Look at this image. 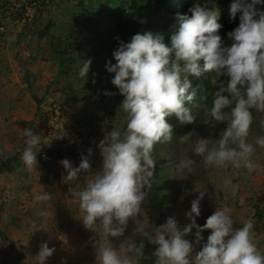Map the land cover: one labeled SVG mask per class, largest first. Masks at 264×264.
Masks as SVG:
<instances>
[{"label":"clouds","instance_id":"1","mask_svg":"<svg viewBox=\"0 0 264 264\" xmlns=\"http://www.w3.org/2000/svg\"><path fill=\"white\" fill-rule=\"evenodd\" d=\"M261 6L264 0L231 3V20L240 15L238 27L227 33L232 40L227 47L217 34L223 27L219 23L221 9L199 4L189 9L191 15L180 14L177 3L174 5L175 19L171 23L176 21V25L170 46L162 35L151 31L133 35L128 43L120 41L113 53L116 63L109 61L106 67L109 73H115L112 84L124 97L119 109L124 118L120 125L116 119L104 121L113 126L111 131H105L98 144L102 167L92 171V148L87 155L81 154L78 166L67 158L59 162L65 173L62 182L69 185L71 203L76 206L75 218L94 233L90 243L96 264H142L143 260L153 257L154 264H264V252L256 242L251 218L236 227L234 209L224 204L202 226L197 223L201 201L207 192L197 182L194 191L199 193L198 198L191 201L190 210L184 213L190 223L181 225L175 216H169L166 223L156 226L149 222L142 208L153 188L155 147L173 140V125L166 118L175 116L180 125L196 122L198 112L194 113L193 108L200 104L195 102L197 90L190 76L199 78L205 73H214L213 103L206 108L205 115L218 123L227 122V127L220 132L218 140H194V131L179 136L181 145L193 140L194 143H191L192 155L182 154L178 159L176 173L182 178L195 175L196 160L192 156L199 157L206 169L231 168L233 177L244 175L241 170L249 175L264 172L254 160L256 146L264 149V136L249 141L253 111L264 114V10ZM171 19L164 16L166 22ZM91 63L88 59L80 65L81 79L86 78ZM186 102L192 107H187ZM55 127L60 131L54 137L67 135L63 131L64 122ZM260 127L264 130V118L260 119ZM22 136L21 160L32 171L38 163L41 136L35 135L31 128L24 129ZM82 173L86 175L81 187ZM222 183L223 189L236 198L240 183H234L227 176ZM51 200L47 191L34 196V202L43 205L38 215L45 222L53 217ZM130 221L134 224L132 233L117 247L110 238L123 237ZM193 229H196L194 242L186 238ZM206 230L210 234L204 242L202 233ZM134 237L156 246L154 252L146 255L143 239L137 243ZM198 246L200 250L194 253ZM55 251L47 242L42 243L34 264H46ZM62 264L67 261L63 260Z\"/></svg>","mask_w":264,"mask_h":264},{"label":"rangeland","instance_id":"2","mask_svg":"<svg viewBox=\"0 0 264 264\" xmlns=\"http://www.w3.org/2000/svg\"><path fill=\"white\" fill-rule=\"evenodd\" d=\"M74 3V0H50L46 8H43L41 12L38 10L37 18L35 17L32 21L28 20L24 13L13 16L11 23L6 25L5 32H7V36L12 37L14 46L9 47L7 40L0 39V150L3 153L0 158L3 159L19 152L18 149L23 143L22 132L24 129L31 128L35 135L41 136L39 145L41 150L37 153L38 163L34 170L27 169L21 160L22 152H20V161L15 165V168L0 176V227L9 232L15 247L14 250H11L9 258L15 260H10L9 264H23L22 261L25 259L34 261L37 256V248L32 241L37 240V230L41 228L43 231L46 229L43 234V237L47 238L45 242L56 243L60 250L74 247L73 239L83 238L85 240L83 246L86 250L82 251L80 248V258L96 261L94 249L90 243V237L94 233L85 229L82 221L75 218L76 206L71 203L69 185L62 182V174L65 173L59 162L67 158L74 166H78L81 154L87 155L88 149L92 148L93 155L90 157L92 171L100 170L102 156L98 144L104 138L105 131H111L113 126H107L104 121L117 117L121 120H117L116 123L122 124L124 113L119 109L124 97H118L115 90L108 89L112 80L100 72L102 69L96 70L95 74L91 76L92 78L96 76L101 80L100 85L102 86H98L97 93L88 92L85 85L86 79L74 77L75 79L71 82L69 79L62 78L58 72L64 47L70 43L64 35L68 33L65 27L74 14L73 10L70 12L68 9H73ZM60 37L61 43L59 42ZM72 43L73 49H75L77 41ZM56 45L61 50L57 49ZM106 92H110L112 95H105ZM33 94L44 97L40 109ZM113 103L117 105V116L110 115ZM254 113L255 111H253ZM57 116L59 123L64 122L65 131L71 129L69 138H58L57 141L53 138V121ZM263 117L264 114L259 118ZM70 141L74 142L70 143ZM187 151H191L190 145H187ZM44 153L46 157H43ZM254 160L261 168H264V150L255 156ZM231 171L233 172L230 168L229 172ZM241 171L245 173L241 176L249 175L246 170ZM219 172L216 173L212 170L211 179L215 188L219 187L224 190L222 178L219 175L221 171ZM85 175L81 174V187ZM32 177H34V181L30 180ZM44 177L51 179L52 182L46 179L44 181ZM250 177V180L248 178L244 180L241 185L243 190L237 194L236 198H232L225 190L222 203L220 197H216L210 214L212 215L218 206L228 204L234 209L233 218L236 221V227H240V222L244 219L251 218L255 224L256 242L260 248H263L260 250L264 251V217L257 220L255 215V203H260L259 205L264 208V172H253ZM199 180L200 177L197 178L198 185L201 188H207L204 198L212 200L209 184L204 183L203 185ZM28 181H31V185L36 186L37 194L47 191L52 197L50 202L53 204V208L50 211L53 213V217H50L47 222L38 215L43 205L35 203L33 195L26 196L24 194L25 190L26 193L32 191L31 188L24 185ZM185 182L183 178L181 184ZM198 195L199 193L194 191V188L189 192L184 189L178 193L173 216L179 223L182 222V225L190 223L184 215L191 208V200H187L186 196L196 199ZM246 196L250 200H247ZM142 208L147 213L149 222L156 226L166 223L167 218L172 216L166 209L149 206L148 198ZM205 210L206 207L203 208L201 203V214H204ZM164 211L167 216L162 214ZM197 223L201 225L200 217H197ZM29 227L33 228L35 233L31 240H26L27 244H24V231ZM133 227L134 224L130 221L123 237L110 239L118 247L123 240L131 235ZM194 232L195 229L186 238L191 240ZM64 233L69 235V240L65 239ZM134 239L140 243L143 238L134 237ZM192 241L194 242V240ZM143 243L150 248L151 252H154L153 249L156 246L150 244L146 239H143ZM6 248H9V243L3 240L0 235V261H3L2 255L5 252L3 249ZM24 248H27L30 255L25 253L22 255L18 252L23 251ZM66 252L69 254L68 251ZM30 261L27 264H30Z\"/></svg>","mask_w":264,"mask_h":264},{"label":"trees","instance_id":"3","mask_svg":"<svg viewBox=\"0 0 264 264\" xmlns=\"http://www.w3.org/2000/svg\"><path fill=\"white\" fill-rule=\"evenodd\" d=\"M8 5L9 0H0ZM11 1V0H10ZM73 9H68L72 12L70 20L66 25L67 34L64 35L69 40V45L64 47V53L61 63L59 64L58 72L62 78L69 79L71 82L78 76L80 65L91 59L92 63L89 72L86 76L85 85L90 93H97L98 86L101 80L98 77H91L95 74L96 70L100 71L107 78L114 79L115 73H109L107 71V64L111 61L115 64L114 51L120 46V41L128 43L131 41V37L135 34H143L151 31L154 35L160 34L164 37V42L170 46L171 35L175 30L176 21L174 16V5L177 3V9L180 14L191 15L189 9L199 4L202 7H219L221 9V19L219 23L222 24V28L217 33L222 37L223 46H231L232 40L228 37L227 33L233 31L239 25V13L235 21H232L229 14V8L234 0H74ZM214 3L215 5H211ZM12 2V1H11ZM44 8L47 7L46 3ZM8 7V6H6ZM76 8V10H74ZM261 10H264V6H261ZM41 12V11H40ZM21 15V13H18ZM7 17V25L11 23L12 17ZM164 16L172 17L171 20L165 21ZM83 37V38H82ZM0 39L7 40V32H0ZM60 43L62 42L61 37ZM77 41V46L73 49V43ZM58 42V43H59ZM56 48H61L56 45ZM75 52V53H73ZM1 71V70H0ZM214 73H205L199 78L189 77L192 86L197 90L196 103L200 104V107L193 108V112L197 113L196 122L188 125H180L178 119L175 116L166 118L168 122L173 125V140L171 143L157 145L154 150V157L156 159V168L154 173L153 188L148 195V205L151 207L159 206L161 209H166L168 213L173 216L175 205L177 204L178 193H181L184 189L187 192L195 189L197 178L200 177L201 183L209 184L210 191L212 193L211 199H203L201 201L203 208L206 207L204 214L199 217L201 219V226L206 222V219L211 215L210 210L214 204V199L220 197L221 203L224 199V190L219 187L215 188L214 183L211 179L212 170L216 173L221 171L220 177L223 179L225 176L232 178L234 183L243 184L247 178L250 180V175L233 177L230 168L227 170H218L214 168L206 169L203 162L199 157L192 156L196 160L194 165L195 175L189 174L187 177H183L184 184H181L182 177L176 173V164L182 154L191 156V151H187V145L191 146L196 138L206 139H220V132L227 127V122H216L213 118L205 115L206 108H210L213 103L212 92L214 90L212 85V78ZM226 79V78H224ZM95 81V83H93ZM102 85H100L101 87ZM109 90H115L117 96L122 95L119 89L112 84L108 86ZM218 90V89H217ZM191 91V89L189 90ZM38 108L40 109L41 104L44 102V97H39L33 94ZM187 107H192L191 104L186 102ZM205 106V107H204ZM122 112V110H120ZM110 115L117 116V105L112 104ZM260 115L261 113L255 112L253 114L254 120L250 129L249 141L254 140L259 136H264V130L260 127ZM120 118V116H118ZM264 118V117H263ZM121 120L117 117L108 121ZM207 121V122H206ZM107 126H112L108 123ZM189 131H194L195 135L193 141L189 144L181 145L178 143V137L186 134ZM1 146V145H0ZM3 150V148H2ZM264 149L256 146V154L259 155ZM19 152L13 155L0 158V176L5 174L7 171L10 172L15 168V165L20 161L19 154L23 152V143L18 149ZM1 152V150H0ZM61 152V151H60ZM70 152V151H69ZM62 153V152H61ZM66 154L65 152H63ZM220 173V172H219ZM217 175V174H216ZM218 176V175H217ZM46 177H44L45 181ZM52 182L51 179H46ZM242 187L238 193L242 192ZM1 198V195H0ZM247 200H250L248 196ZM187 200H193L194 197L186 196ZM175 204V205H174ZM255 203L256 208V219L261 220L264 217V208ZM167 216L166 211L162 213ZM198 217V218H199ZM1 222V217H0ZM182 225V222L180 223ZM242 226V222H240ZM196 231V229H195ZM195 234V232H194ZM191 236V240H195V235ZM210 234V230H206L202 235L204 241H207V236ZM0 235L3 240L8 241L9 248L3 253V264H9L10 252L14 248V241L9 236V232L0 227ZM260 248V247H259ZM147 246L144 251L146 252ZM155 249V248H154ZM153 249V250H154ZM263 250V248H260ZM264 252V251H262Z\"/></svg>","mask_w":264,"mask_h":264},{"label":"crops","instance_id":"4","mask_svg":"<svg viewBox=\"0 0 264 264\" xmlns=\"http://www.w3.org/2000/svg\"><path fill=\"white\" fill-rule=\"evenodd\" d=\"M11 41H12V43H11ZM7 42H8V45H9V47H11V46H14L13 45V40H12V37H9V36H7ZM8 56V55H7ZM10 56H11V53H10ZM34 177H32L30 180L31 181H34V179H33ZM31 181H28L27 182V184L25 183L24 185L27 187H29V188H31V193H29V192H27L26 193V190H25V195L26 196H31V195H33V196H35L36 194H37V192H36V186L35 185H31ZM36 184H37V181L35 182ZM34 183V184H35ZM29 202V201H28ZM30 203V202H29ZM9 222V221H8ZM10 223V222H9ZM11 225V224H10ZM45 232H46V229L43 231V229L41 228L40 230H37V240H34V241H32L33 243H35L36 244V248H37V255H38V253H39V250H40V245L42 244V243H44L45 241H46V239L47 238H45V237H43V234H45ZM35 233V230L33 229V228H31V227H29V229H26L25 231H24V234H25V238H24V241H25V243L24 244H27V242H26V240L28 241L29 239L31 240V238H32V235ZM50 234H52L53 235V233L52 232H50ZM54 235H55V233H54ZM63 235H65L64 237H65V239L67 238L68 240H69V238H68V236L69 235H67V233H64ZM45 236V235H44ZM80 240V241H79ZM73 241H75V246L74 247H71L70 249H72V250H70V249H64V250H60V248L58 247V245L56 244V243H53L52 241V243L51 242H49V241H47V243L48 244H50L49 245V247H55V249H56V251H55V253L51 256V257H49L48 259H47V261H46V264H62V261L63 260H66L67 261V264H96V261H90V260H87V259H83V258H80V255H81V253H80V248H81V250L82 251H85L86 250V248H85V246H83L84 245V243H83V241H85L83 238H79L78 240H75V239H73ZM81 241H82V243H81ZM204 242H206V241H204ZM30 243V242H29ZM28 243V244H29ZM147 244V243H146ZM56 246H57V248H56ZM18 247V246H17ZM16 247V248H17ZM152 247V246H151ZM19 248V247H18ZM154 248V247H153ZM14 249H15V247H14ZM14 249H12V250H14ZM74 249H75V252H74ZM5 252H6V250H7V248L6 249H3ZM155 250V249H154ZM200 250V247H197V249L196 248H194V253H195V251H199ZM66 251H68L69 252V254L66 252ZM18 252H20L22 255H23V253H25V254H28V255H30V253L28 252V250H27V248H24V250L23 251H18ZM4 253V252H3ZM153 252H151L150 251V248H148L147 247V249H146V252H145V254L146 255H151ZM2 255V254H1ZM67 255V256H66ZM2 258V257H1ZM10 260H15V259H10ZM28 261H30V260H23L22 261V263L23 264H27V262ZM154 261H155V257H153L151 260H143L142 261V264H154ZM17 262H19V261H17ZM0 263H2L3 264V261H0ZM30 264H34V261L33 260H31L30 261Z\"/></svg>","mask_w":264,"mask_h":264},{"label":"built area","instance_id":"5","mask_svg":"<svg viewBox=\"0 0 264 264\" xmlns=\"http://www.w3.org/2000/svg\"><path fill=\"white\" fill-rule=\"evenodd\" d=\"M12 1V2H11ZM9 0L8 5H5L4 2L0 1V32L4 33L6 31L7 25V17L10 15L18 16V13H24L25 17L28 20H33L35 17L37 18L38 10H42L45 6L43 3H49L50 0ZM8 6V7H6ZM54 122V135L53 138L58 140V138L54 137L58 134L60 129H57L55 125L61 124L58 121V116L55 118ZM63 131L67 134L65 138H69L71 134V129L69 131ZM43 157H46V154H43Z\"/></svg>","mask_w":264,"mask_h":264}]
</instances>
